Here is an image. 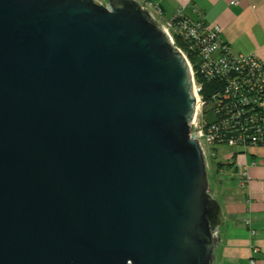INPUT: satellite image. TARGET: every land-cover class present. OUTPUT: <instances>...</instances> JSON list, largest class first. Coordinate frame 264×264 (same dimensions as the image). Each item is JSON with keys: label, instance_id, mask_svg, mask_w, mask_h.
Returning a JSON list of instances; mask_svg holds the SVG:
<instances>
[{"label": "water", "instance_id": "water-1", "mask_svg": "<svg viewBox=\"0 0 264 264\" xmlns=\"http://www.w3.org/2000/svg\"><path fill=\"white\" fill-rule=\"evenodd\" d=\"M195 109L139 2L0 0V264H214Z\"/></svg>", "mask_w": 264, "mask_h": 264}, {"label": "built area", "instance_id": "built-area-1", "mask_svg": "<svg viewBox=\"0 0 264 264\" xmlns=\"http://www.w3.org/2000/svg\"><path fill=\"white\" fill-rule=\"evenodd\" d=\"M142 7L168 34L190 67L196 103L190 135H196L206 162L209 155L218 156L216 149H233L225 157L238 159L231 164L244 184L249 180V167L239 159L249 148L264 144V60L253 53L235 54L219 27L204 19L192 20L183 9L162 21L159 7L152 3Z\"/></svg>", "mask_w": 264, "mask_h": 264}, {"label": "crops", "instance_id": "crops-1", "mask_svg": "<svg viewBox=\"0 0 264 264\" xmlns=\"http://www.w3.org/2000/svg\"><path fill=\"white\" fill-rule=\"evenodd\" d=\"M107 6L110 0H96ZM142 6L151 3L167 21L178 10L198 21L219 27L223 39L235 54H257L264 60V0H135ZM239 160L249 167V180L242 184L235 165L223 155L225 166L213 164L220 185L223 224L214 264H264V144L249 148ZM230 153L226 154L229 155ZM254 164V166H253Z\"/></svg>", "mask_w": 264, "mask_h": 264}, {"label": "rangeland", "instance_id": "rangeland-1", "mask_svg": "<svg viewBox=\"0 0 264 264\" xmlns=\"http://www.w3.org/2000/svg\"><path fill=\"white\" fill-rule=\"evenodd\" d=\"M216 150L218 152L217 157H212L211 155H209V157L207 158V162L209 163L208 178H209L210 189H211V192L213 194V197L216 200H218L219 202H221V195H220V189L221 188H220L218 181L216 180V172L214 170L213 164H215V162H221L224 160L223 156L220 154H222V153L228 154V153L234 152V150L230 149V148H222V149L219 148Z\"/></svg>", "mask_w": 264, "mask_h": 264}, {"label": "trees", "instance_id": "trees-1", "mask_svg": "<svg viewBox=\"0 0 264 264\" xmlns=\"http://www.w3.org/2000/svg\"><path fill=\"white\" fill-rule=\"evenodd\" d=\"M229 165H232V164H229ZM229 165L224 164V163H222V162H218V163H216V166L218 167V169H222L223 167H225V166H229Z\"/></svg>", "mask_w": 264, "mask_h": 264}]
</instances>
